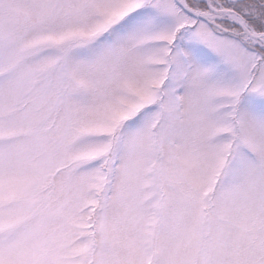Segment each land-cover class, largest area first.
<instances>
[{
    "label": "snow or ice",
    "instance_id": "6c2138e0",
    "mask_svg": "<svg viewBox=\"0 0 264 264\" xmlns=\"http://www.w3.org/2000/svg\"><path fill=\"white\" fill-rule=\"evenodd\" d=\"M0 264H264V0H0Z\"/></svg>",
    "mask_w": 264,
    "mask_h": 264
}]
</instances>
